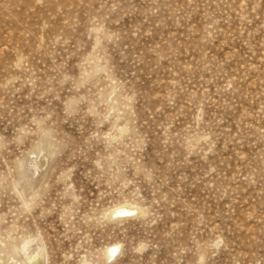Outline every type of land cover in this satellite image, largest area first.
Masks as SVG:
<instances>
[{
	"label": "rangeland",
	"instance_id": "374dc122",
	"mask_svg": "<svg viewBox=\"0 0 264 264\" xmlns=\"http://www.w3.org/2000/svg\"><path fill=\"white\" fill-rule=\"evenodd\" d=\"M0 264H264V0H0Z\"/></svg>",
	"mask_w": 264,
	"mask_h": 264
},
{
	"label": "bare ground",
	"instance_id": "6f19581e",
	"mask_svg": "<svg viewBox=\"0 0 264 264\" xmlns=\"http://www.w3.org/2000/svg\"><path fill=\"white\" fill-rule=\"evenodd\" d=\"M130 210H134V207H131V206L124 204V205H120V207L118 208L119 212H117V213L123 215L125 212H129Z\"/></svg>",
	"mask_w": 264,
	"mask_h": 264
}]
</instances>
